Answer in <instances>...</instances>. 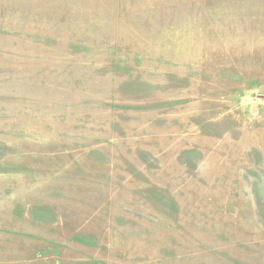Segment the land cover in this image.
Masks as SVG:
<instances>
[{"label": "rangeland", "instance_id": "1", "mask_svg": "<svg viewBox=\"0 0 264 264\" xmlns=\"http://www.w3.org/2000/svg\"><path fill=\"white\" fill-rule=\"evenodd\" d=\"M0 264H264V0H0Z\"/></svg>", "mask_w": 264, "mask_h": 264}]
</instances>
